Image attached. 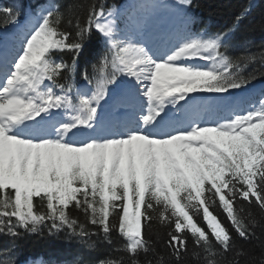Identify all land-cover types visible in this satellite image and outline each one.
Masks as SVG:
<instances>
[{"label":"snow or ice","instance_id":"obj_1","mask_svg":"<svg viewBox=\"0 0 264 264\" xmlns=\"http://www.w3.org/2000/svg\"><path fill=\"white\" fill-rule=\"evenodd\" d=\"M147 8L93 5L73 40L52 4L34 14L18 48L0 46V234L67 230L94 251L93 236L111 244L116 231L128 264H140L142 253L156 254L146 238L155 221L167 229V259L158 264H183L189 239L206 264L230 254L228 264H241L233 233L248 242L262 225L236 200L264 213V89L246 95L257 76L243 74L254 58L230 59L227 32L205 37L186 24L169 33ZM93 32L107 50L96 75L85 71L77 86L79 54ZM65 52L71 63L55 58ZM196 60L206 63H187ZM217 199L230 227L210 210ZM201 211L207 230L194 220ZM0 264L16 260L9 253Z\"/></svg>","mask_w":264,"mask_h":264},{"label":"trees","instance_id":"obj_2","mask_svg":"<svg viewBox=\"0 0 264 264\" xmlns=\"http://www.w3.org/2000/svg\"><path fill=\"white\" fill-rule=\"evenodd\" d=\"M132 0H0V27H4L10 20L8 14L3 9H12L17 18L27 13L36 14L49 5H59L64 13L65 22L61 24V30L72 33L71 39H75L74 24L79 21L82 25L86 19L90 8L93 5H105L107 8H116ZM142 1V0H134ZM178 0H150V9L155 13L164 14L166 17L171 15L174 4ZM182 10V9H178ZM187 17L194 21L195 34L202 32L205 37L213 36L218 33H229L225 40L226 47L222 49L230 59L239 60L240 57H253L247 62L244 68V75L255 74L257 79L253 81V86L264 83V0H191L187 5ZM237 17H240L238 20ZM73 20V26L67 24V20ZM234 29V30H233ZM84 48L79 54L74 82L82 81V74L86 71L89 77L96 75V68L107 50L103 39L93 32L83 41ZM57 60L71 63L72 53H58ZM65 82V80H61ZM253 86H250L253 87ZM207 195V193H206ZM217 199L216 205L210 209L225 226L230 227V221L226 219V214L219 206ZM236 207L245 208L251 212L252 217L260 221L261 227L256 228V238L251 241L243 242L233 233L234 245L237 249H242L244 255L237 257L241 264H264V213L258 207L249 206L247 202L236 200ZM69 213L79 222L87 224V218L78 209L70 208ZM155 215V214H154ZM113 223H117L116 217H110ZM201 227L206 229V224L201 215L194 217ZM50 223V222H49ZM91 230L94 226L87 225ZM19 237L13 238L6 234H0V258L11 253L16 260V264L26 258H43L48 262L56 264H96L99 260L124 258V264H128V254L123 251L125 241L119 233L114 231L111 234L112 243L108 244L103 240V234L91 238L95 245L94 251L86 249V245L75 237L68 234L67 230L50 234L45 227L39 234L26 233L23 230ZM167 229L158 222H153L152 228L146 233V238L154 242L156 254L148 253L139 256L140 264H158L159 256L163 255L167 259L168 250L164 246ZM190 237V233L188 234ZM189 253L184 257L183 264H206L204 255H193L199 252L194 249L191 239H189ZM220 264H228L232 260L230 254L225 260L218 256Z\"/></svg>","mask_w":264,"mask_h":264},{"label":"rangeland","instance_id":"obj_3","mask_svg":"<svg viewBox=\"0 0 264 264\" xmlns=\"http://www.w3.org/2000/svg\"><path fill=\"white\" fill-rule=\"evenodd\" d=\"M26 26H27V25H26ZM20 31H22V30H20ZM20 31L17 32V33H20ZM13 34H14V33H13ZM14 37L16 38L17 35H14ZM10 38H11V37H10ZM5 43H6L5 47H8L9 45H8L7 41H5ZM191 63H197V64H201V65H203L202 62H200L199 60L191 61ZM246 95H248V94H246ZM248 96H250V95H248ZM252 96H253V97H256V94H255V95H252Z\"/></svg>","mask_w":264,"mask_h":264},{"label":"bare ground","instance_id":"obj_4","mask_svg":"<svg viewBox=\"0 0 264 264\" xmlns=\"http://www.w3.org/2000/svg\"><path fill=\"white\" fill-rule=\"evenodd\" d=\"M22 25H23V24H22ZM22 25H16V26L12 27V28L10 29V32H9V33L14 32V30H16V29H18V28H21ZM5 34H6V32H3V33H2V36L5 35ZM187 63H190V61H187Z\"/></svg>","mask_w":264,"mask_h":264}]
</instances>
